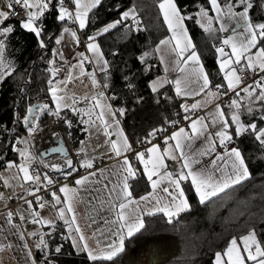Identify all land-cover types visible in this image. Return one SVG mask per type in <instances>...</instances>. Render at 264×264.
I'll return each instance as SVG.
<instances>
[{
	"label": "snow or ice",
	"instance_id": "obj_1",
	"mask_svg": "<svg viewBox=\"0 0 264 264\" xmlns=\"http://www.w3.org/2000/svg\"><path fill=\"white\" fill-rule=\"evenodd\" d=\"M59 8L57 10L56 19L58 21H65L70 19L73 21H78L79 29H84L88 23L89 13L98 7L102 0H58ZM67 3H72L75 6V12L69 11L66 6ZM211 11L215 15L209 14V9L201 7L197 15L201 16L204 22L198 20L197 23L200 24L206 31H213L214 21L224 20V9H227V16L229 19H237L238 22L243 23V32L238 36L227 37L222 40L223 46H230L231 52H226L225 47L216 48V52L219 53V68L224 74L223 79L226 84H215L214 87L217 90L216 93L207 91L212 85V81L209 79V74L204 71L203 65L200 63V54L196 51L195 45L192 43L190 37L187 34V29L184 26V21L186 19H192L191 16H185L182 10L178 7L175 0H162L159 4V8L163 14L164 22L166 23L168 29L173 33L171 38H165L159 41L156 47V51L159 52L161 46L167 45L170 41L174 40L175 44L171 48V55L175 59V63L180 72H186V67L190 62H194L195 67L187 71L183 81L181 79L175 80L176 93L177 95H194L198 96L201 93H205L207 96L214 99H218L220 96H227L229 92L234 93L233 98L230 103L226 106L227 109L231 110L230 120L225 114V108H222L220 104H216L213 112H209L206 116H199L196 119L191 120L189 125L191 129V134H189L185 128L180 127L177 131L173 132L171 136H165L164 142L175 141L174 145H169L165 148L163 154H161L159 145L152 144V147L147 148L145 151L134 152L132 144L128 141L127 136L123 134V129L120 128V121L117 116H124L126 109L120 107L113 110L110 104H102L101 100L105 98V93L100 91L98 96L91 98L90 104L93 105L99 111L96 112V119L100 121V125L96 126L95 121L92 120L93 112L90 110L85 113L89 119L84 120L85 124H90L91 126H96L97 131H103V133L111 137L112 132L109 131L113 125L116 126L118 132L117 136L119 140L106 139L105 144L111 146V150L115 153L117 157H123V163L119 165L117 172L113 175L117 176V182L112 185L109 189V196L114 197L118 202L114 204L113 207L116 209V220L113 223L120 222V228L127 229V235L132 236L135 232H139L144 228V221L141 216L143 209H140L141 202H151V199L156 200V207L153 209L154 212H162L168 217L169 222L172 218L179 213L190 209V204L185 195L184 188L181 187L182 182L188 181L190 179L195 192L199 196L200 202L203 203L205 200L211 196L217 195L219 192L224 191L226 188L231 187L241 183L242 181L250 177V172L248 165L246 164L245 157L238 147H232L229 149L227 144L233 140V135L229 132V128L235 126V134L237 137L244 133H251L254 139L264 146V127H258L255 120L249 124H245L241 120L240 110L244 108L242 101L245 99L249 100V105L246 107V111L249 115L253 114V108L251 107L252 102H259L261 105V111L264 112V21L254 22L250 13L254 8L253 0H228L226 4L222 3V0H207ZM6 8L8 11L0 10V83L10 77L15 71L13 67V62L6 56L7 42L10 39V35L15 32V28L9 25L7 22L13 16L16 15V7H19L21 12L24 14V19H20V27L31 33H33L38 38L39 46L43 49L46 47L45 41L42 37L44 28L40 26L41 17L45 15L46 10L52 6L56 8L53 0H6ZM239 6L241 11H234V8ZM131 18L134 30H140V21L137 16L135 6L128 8L127 10L120 13V18L113 23H109L103 28V32H108L110 29L115 28L118 24H123ZM125 27H129L125 25ZM131 30V29H130ZM229 29L225 26L223 22L219 25V31L227 32ZM69 29L65 28L64 32H68ZM72 37L75 39L77 45L80 44V40L77 37L76 31H71ZM62 38V37H61ZM61 38L56 40V43H61ZM88 43L86 45L87 50L92 53L96 60V63L100 65V72L106 73L109 67V61L104 58V52L101 50L100 45L96 42L95 36H88ZM255 49V51H253ZM191 50V51H189ZM55 51V50H54ZM185 53H188L185 56ZM61 57L63 53H60ZM81 59L78 62V66L81 68V74L84 73L83 65L85 61L91 63L88 56H85L83 52L77 53ZM113 56L117 55L116 52L112 53ZM150 53L145 52L139 59L143 62L145 57L149 56ZM54 63V61H50ZM77 65H73L76 67ZM252 72L258 74V78L253 79V83H247V72ZM56 75V70L52 72V76ZM72 79L71 72H69L67 81H65V86L67 82ZM107 79V76H105ZM127 79V78H125ZM92 82L94 86L99 87V81L95 78V73L92 74ZM168 82L167 80L161 81L157 79L152 82L151 90L157 92L163 83ZM49 92L51 94L52 100L55 104V109L51 108L48 104L38 105L40 110L46 111L49 114L60 116L61 111L64 108H70L74 113H78V109L75 107L77 101L73 97L72 104H68L65 101L67 97L59 96L57 94L58 88L53 86V81L49 82ZM183 84V87H182ZM131 87V85H129ZM103 88H108V84H103ZM226 91L221 92V89ZM63 91V89H59ZM244 93V96H241ZM115 98V97H113ZM87 101V97L84 98ZM199 107H206V104H201L200 102L191 105V109L195 110ZM107 109V112H105ZM185 112L189 111V108L185 106ZM33 106H29L27 109V115L23 117V122L27 125V133L32 136L37 131L40 130L38 117H32ZM185 120L191 119L189 116L184 117ZM206 120H210L212 126L215 127L218 120L221 123L222 130L210 132L209 125L205 123ZM260 120L264 122V115L260 117ZM65 123L69 128L72 127L71 121L65 120ZM172 123H175L173 121ZM88 132L89 129H84ZM165 131L163 128H154L145 138V143H152L151 138H155L158 132ZM71 135V133H69ZM199 137H204L207 141V148L203 152H197L192 149V142L194 139ZM217 141L221 147L224 148V153L221 155L217 153L216 158L212 160V169L207 168H197L195 165L201 163L199 157L210 155L212 152L216 151ZM139 142V141H138ZM18 143L28 144L27 140L18 141ZM20 157L23 158V162L17 164L15 161L9 162L8 168L15 167L17 169L18 178L23 181V183H32L38 185L34 189L28 191V195L35 197L36 201H40L41 197L36 195L41 189L39 185L43 184L44 187L51 185L53 180L48 176L47 173L44 174L43 180L41 175L31 168V162L34 156L29 151V148L17 149ZM60 148H50L51 152L61 151ZM134 152L136 160L144 165V171L147 176V180L151 182V187L153 189L152 193L139 197V200L132 196V185L129 183L130 180L137 178L136 170H134L128 156L125 153ZM175 153V154H173ZM146 154L148 158L145 159ZM165 157H169L173 161L180 162V169L175 173L166 172L169 186L163 187L161 190L167 193V199L158 198L155 192L162 183V179L159 176V169L165 168L164 163ZM225 157L231 161V171L224 172L222 176L217 179L214 172L220 171L217 166V162L225 160ZM225 160V163H228ZM54 170H60L62 167H67L69 169H74V164L72 159H67L63 165L51 164L48 165ZM82 167L92 168L91 161L86 164H82ZM101 173L104 170H100ZM22 174V175H21ZM66 175H71V172L66 173ZM96 172H90L87 176L81 177L75 181L76 185H83L91 177L96 176ZM157 176V179H153ZM21 183V187L23 186ZM5 186H10L7 181H5ZM108 188V185L104 186ZM169 187L172 191H169ZM60 193L67 194L70 191L67 185L61 186L59 189ZM51 196L56 204L62 203L61 197L57 195L55 191L51 192ZM4 198V194L0 192V199ZM24 199V197H19ZM67 198V197H66ZM29 208L32 207V201H25ZM44 203H40L39 207L43 208ZM68 212L73 213L72 223L75 222L74 209L69 203L67 205ZM61 218L64 217L65 209L61 208L58 210ZM149 214H152L149 212ZM8 223H11L13 213L9 211L7 213ZM38 213H34L33 223L52 224L51 220H42ZM20 220H25V216L20 214ZM66 224L69 225V233L73 231L72 223L67 220ZM18 227V226H14ZM75 232L78 234V238H72V244L74 247L79 248L81 251L86 252L88 258L93 261H112L120 252L124 250V237L120 236L119 244L112 242L107 244L105 247L99 249V253L96 250L91 249L81 232L79 226L75 227ZM21 238H23V233H20ZM29 235L35 236L37 233L32 232ZM255 228L251 229L247 235L240 237L241 244H238L236 237H233L229 242L226 249L221 252L215 253V264H264V247L261 246L260 242L256 239ZM45 248L48 247L47 243L44 241L43 235L40 236V243L36 245V248L41 246ZM241 245L243 251L240 250ZM11 247V245H7ZM5 247L4 244L0 243V250ZM62 246H57L54 251L55 253L61 252ZM29 256H31V250H29ZM34 264V262H33ZM47 264H52L49 260Z\"/></svg>",
	"mask_w": 264,
	"mask_h": 264
},
{
	"label": "trees",
	"instance_id": "obj_2",
	"mask_svg": "<svg viewBox=\"0 0 264 264\" xmlns=\"http://www.w3.org/2000/svg\"><path fill=\"white\" fill-rule=\"evenodd\" d=\"M158 1L102 0L89 13L85 29L88 32L105 22L118 20L121 12L135 6L141 22L139 31L125 21L96 38L104 58L109 61L107 91L115 97L113 105L116 109H126L125 115L119 116L120 122L135 142L145 140L152 129H165L175 119H183L187 115L179 111L178 101L169 84H164L157 92L149 87V81L160 73L158 62L151 54L152 48L167 33L157 8ZM175 2L185 16L192 17L186 19L184 25L212 85L224 84L215 62L214 45L217 38L212 32L203 31L196 22L195 12L201 7L208 8L211 15L207 0ZM225 2L228 0H222V3ZM253 3L254 8L250 13L253 21H264V0H253ZM56 14V9L50 6L40 18V26L44 28L41 38L46 44L43 49L33 33L20 27L19 19L11 18L7 22L15 28L6 50L15 71L0 83V164L14 159L16 155L13 143L26 131L23 117L29 104L49 98V66L46 60L55 57L59 31ZM212 27H215L214 24ZM113 52L117 55L113 56ZM145 52L150 55L142 62L139 57ZM220 91L224 92L226 88ZM245 101L241 102L242 105ZM243 109L240 110L242 122L249 124L255 120L258 127L263 126L264 122L260 120L264 115L261 105L253 108L252 115ZM225 113L229 117L227 110ZM47 117L43 115L42 119ZM229 131L245 157L250 172L248 179L226 188L203 203L189 182H182L190 209L170 222L158 214L145 217L144 228L125 238L124 250L112 261L93 262L83 251H75L65 237L63 223L54 224L50 233L45 234L48 247L45 253L36 254L37 258H42L43 264H47V260L54 264H213L215 253H222L229 239L236 237L239 240L253 228L256 239L264 247V146L251 133L237 137L235 126ZM137 177L135 181L145 189L144 179L140 180V174ZM57 246H62L60 253L54 251Z\"/></svg>",
	"mask_w": 264,
	"mask_h": 264
},
{
	"label": "crops",
	"instance_id": "obj_3",
	"mask_svg": "<svg viewBox=\"0 0 264 264\" xmlns=\"http://www.w3.org/2000/svg\"><path fill=\"white\" fill-rule=\"evenodd\" d=\"M161 2L162 0L158 1L157 8L164 22L163 14L159 8V4ZM226 3L227 2H225L224 4ZM55 5H56L55 9L57 12L59 8V4H55ZM241 10H242L241 8L239 9L234 8V11H241ZM74 12H75V6L73 4V13ZM224 12H225L224 20L214 21L213 23L214 26L218 28V32H219L218 36L216 37L217 39L214 45L215 46L214 51H215L216 66H217L219 73L222 76V79H223L224 74L220 71V68H219L220 56H219V53L216 52V48H217L216 46L217 44H222V40L224 38H227V37L235 38L241 32H243V23L238 22V20L235 18L229 19L226 14L227 13L226 8L224 9ZM210 13L211 15L214 14L211 11V8H210ZM24 18H25L24 15L14 17V19H19V21L20 19H24ZM115 21L116 20L105 22L101 25L94 27L88 32L85 31L86 27L84 29H79L78 21H73L70 19H66L63 22L59 21V31L56 36V40L62 37L61 40L73 41L74 38L71 35V31H76L77 34L79 31V32H82L84 39L86 41V45H87V43L89 42L87 39L88 36L90 35L95 36V39H96L99 35L104 33L103 28L105 26ZM129 21L131 24L132 22L131 18L129 19ZM221 22H223L225 26L229 29L227 32L219 31V25ZM164 25L166 27L167 33L164 37L160 38L153 45L152 53H151L152 56L158 62L160 73L149 81V87L152 88L150 82L153 80L154 81H156L157 79H160L161 81L167 80L168 82L163 83V85L169 84V86L171 87L178 101L179 111H181L182 113H187L186 116H189L191 119L185 120L183 118L182 120H184L185 124L177 126L176 128L172 129L171 131H169L168 133L160 137L157 141L149 143L144 149L145 151L147 148L152 147V144H156V145H159L161 154H163L164 149L168 148L169 145L175 144V141H171V140L168 142V144H165L164 142L165 136H171V134L177 131L178 128L180 127L185 128L186 131L189 134H191V129L189 127L191 120L196 119L199 116H206L207 113L213 112L216 104H220L222 108H226L225 110L229 112V119L231 115V110L227 109L226 107L230 103L231 99L230 100L222 99L223 96H220L218 99H214L212 97L207 96L205 93H201L198 96L177 95L176 90H175L176 89L175 80L181 79L183 81L185 75L187 74V71L195 67V64L194 62H190L188 66H185L186 72H180L178 70V67L175 63V59L171 55V48L175 44L174 40L170 41V43L167 45L161 46V49L159 52L156 51V47L159 44L160 40H163L165 38H171L173 35V33L168 29L165 22H164ZM65 28H68L69 31L64 32ZM201 29L203 31H206L203 28ZM56 44H55V57L47 58V60H49V63H48L49 67L53 66L58 59L56 55ZM223 47H225L226 52H229V53L231 52L230 46H223ZM253 51H255V49H253ZM77 53L79 52L75 53V56L71 60L70 64H68L66 71H61L57 73L55 76H52V70L49 68L50 72H49V76L47 80L48 82L52 80L53 84H57L58 82H61V81L65 82L67 81L69 72H71L72 79L70 82H67V84H69L67 85V89L62 94H59V96L67 97V100L65 102L68 104H72V98L74 97L77 101L75 107L78 109L79 114L74 113L73 111H71L70 108H64L60 113V116L64 122L65 120L71 121V124H72L71 128H73L72 135L74 136V142H76L75 143L76 145L72 146V148L68 147L67 145L66 146L72 155L76 153L82 154V157L80 161L78 162L79 165L86 164L87 162L90 161L91 157H95V156L104 158L106 160V164H104L103 166L97 169L88 168L84 172H80L79 174H77L72 179V181L60 185V187L67 185L69 189L74 190V191L68 192L67 194L60 193L59 191V196L61 197V201H62V203L60 204H56L55 201L53 200L50 203H44L45 206L43 208H40L39 204H36V203H32V207L29 208L25 200V201H21L17 203L14 206V210H10L6 208L7 198L5 195V190H7L8 192H12L24 186H27L29 188H35L38 185L32 184V183H23V181H21L17 176V169L15 167L13 168L7 167V165L11 161H15L17 164H20L23 162L20 159H18L17 154L15 155L14 159L1 163L0 164V180L3 183L4 189L0 188V192L4 194V198L0 199V243L4 244L5 247H3L2 250H0V264H33L34 259H33L32 253H31V256H29L28 254L30 250L29 244L33 246V244L35 243V239L38 236L40 235L45 236V234L50 233V231L53 228V225L55 224L54 222L58 218L55 215L56 209L57 210L61 208L65 209L64 217L61 218L63 221L62 223L64 224L65 231H66L65 237L68 238L72 248L75 251H81L79 248L74 247L71 242L72 238H78V234L75 232V227L77 225L79 226L81 232L83 233L89 247L91 249L96 250L97 253H99V249L105 247L109 243L116 242V244H119L121 235H123L124 240L125 238L129 237L127 235V229L120 228V222L113 223V221L116 220V209L113 207V205L117 204L118 202L114 199V197L109 196V189L112 187L114 183L117 182V176L113 175V173L117 172L119 165L123 163V157H117L115 153L111 150V146L109 144H105L104 141L106 139L119 140L120 138L116 134L118 132V129L116 128L115 125L109 128V131L112 132L111 137L106 136L103 133V131L98 132L96 129V126L100 125V121L96 119V112H98L99 110L90 104L91 98L94 96H98V93L100 91H103L105 93V98L101 100V103L110 104L113 110L116 109L113 105L114 96L107 91L108 90L107 88H103V84L105 83L109 84L108 72L106 73L100 72L99 70L100 65L96 63V60L93 57L92 53H90L86 47V50L83 53L85 54V56L89 57V59L91 60V63H89L88 61H85L83 65V68L85 70H84V73L81 74V68L78 66V62H79L78 59L80 57L77 55ZM187 55L188 53H185V56ZM50 61H54V63H50ZM200 63H201V60H200ZM73 65H77V66L73 67ZM93 73H95V78L97 81H99V84L101 85L100 91L96 89V86L95 88H92L93 87V82H92ZM105 76H107V79H105ZM223 83L226 84L224 79H223ZM182 87H183V84H182ZM207 91H210L213 93L217 92L214 86H211L208 90H206V92ZM85 97L88 98L87 101L84 99ZM42 101H44L45 104H48L51 108L55 109L54 105L51 103L50 96L48 99L42 100ZM197 102H200L202 105L206 104V107H199V108H196L195 110L191 109V105ZM185 106L189 108V111L185 112L184 110ZM90 110L93 112L92 120L95 121L96 126H91L90 124H85L83 122L84 120L89 119V117L85 113H87ZM63 112H66V113H63ZM105 112H107V109H105ZM117 119H119L120 121L119 116H117ZM205 123L209 125L208 130L210 132L222 130L221 128L222 122H220L219 120L217 124L215 125V127L212 126V123L210 120H206ZM168 127L165 128V131L168 129ZM120 128L123 129V134L127 136L128 141L130 143H133L136 141V140L134 141L132 138L128 136L121 122H120ZM84 129H89V131L86 132L84 131ZM165 131H161L159 134H162ZM218 145L219 143L217 141V146ZM217 146H216V151L212 152L210 155L200 156L199 159L201 163L199 165H195V167L212 169L213 166L211 162L212 160L216 158L217 153L221 155L224 153V151H218ZM206 148H207V141L205 140L204 137H199L198 139L193 140L192 142L193 150L197 152H203L206 150ZM125 155H127V153H125ZM147 158H148V155L146 154L145 159ZM225 160H228V158L225 157ZM225 160H221L217 162L216 167L220 169V171L214 172L215 177L217 179H219L224 172L231 171V161L228 160V163L226 164ZM164 163L167 167L166 169L165 168L159 169V176L162 179V183L160 185V188L156 190L155 195L158 198L167 199V193H164L161 190L163 187L169 186L166 172H171L175 175V173L180 169V162L178 160L173 161L169 157H165ZM131 164L134 170H136L137 176L138 174H140L142 176L140 180L142 181L144 179L145 185H146V188L142 189L140 182H136L135 181L136 179L129 181V183L132 185V188H131L132 196L135 199L139 200V197L152 193L153 189L151 187V182L147 180V176L144 171V165L140 163L138 160H136L135 156H134V162H132ZM31 168L35 169V171L37 172L34 162H31ZM100 170H104V171L101 173ZM90 172H96L97 175L94 177H91L83 185H76L75 181L77 179L87 176ZM157 178H158L157 176L153 177V179H157ZM41 179L43 180V178ZM5 181H7L10 186H5ZM188 182L190 186L192 187V189L194 190V187L192 186L190 179L188 180ZM21 183H23L22 187L20 186ZM105 185H108V188H105L104 187ZM41 186H43V184H41ZM169 191H172L171 187H169ZM195 194L199 199V196L197 195L196 192ZM69 203H71L74 209V214H75L74 223H72L73 213L68 212L66 210L67 205ZM155 207H156L155 199H151L150 203L149 202L140 203V209H143V211L140 213L143 220L145 217L149 215L158 214V215H162L166 221H169L168 217L165 216L164 213L154 212L153 209ZM9 211L13 213L11 223H8L7 213ZM149 212H151L152 214H149ZM34 213L39 214L38 218L42 220H51L53 223L52 224H44L43 222L33 223L32 221L34 218ZM181 213L174 216L172 220L177 218ZM20 214H23L25 216V220L23 221L20 220L19 218ZM15 216H16V219H15ZM66 220L69 223H72L73 231L71 232V234L69 233V230H68L69 225L65 223ZM14 226H18V227H14ZM32 232L37 233V235L35 236L29 235V233H32ZM20 233H23V238H21ZM231 239L228 240L226 246L222 250V253L226 249V247L229 245V242L231 241ZM9 244L11 245V247L7 246ZM238 244H239V241H238ZM240 250L242 251V248H240ZM84 253L87 255L86 252Z\"/></svg>",
	"mask_w": 264,
	"mask_h": 264
},
{
	"label": "built area",
	"instance_id": "obj_4",
	"mask_svg": "<svg viewBox=\"0 0 264 264\" xmlns=\"http://www.w3.org/2000/svg\"><path fill=\"white\" fill-rule=\"evenodd\" d=\"M55 1L57 4H59L58 0H55ZM66 6L68 7L69 11L71 12L73 11L72 3H67ZM15 10H16V15H13L11 18L24 15L21 12L19 7H16ZM128 23L130 24L129 20H128ZM131 25L135 27L132 22H131ZM139 26H141V22ZM77 37L80 40L79 45L76 44L75 39H73V41L61 40V43L56 44V55L58 59L53 66L49 67L52 70V72L56 70V74H57L61 71H66L68 64H70L71 60L74 58L75 53L84 52L86 50V41L84 39L82 32L78 31ZM216 47L217 48L222 47V44H217ZM61 52L63 53L62 57L60 55ZM46 62L48 64L49 60H46ZM246 76H247L248 84L253 83L254 78H258V74H254L250 71L246 73ZM241 95H244V93H241ZM233 96H234V93L229 92L227 96H223L222 99L230 100L233 98ZM42 104H45V102L42 100L39 101V105H42ZM43 115H46L48 117L43 120L42 119ZM31 116L38 117L37 122L39 123L40 130L37 131L32 136H29L26 130L22 136L17 137L15 139L13 143V147L16 150L18 159H20L21 161H23V158L20 157L17 149L29 148V151L34 156V159L32 160V162H34L36 170L41 175V178H43L44 174L47 173L48 176L53 180V183L51 185H48L47 187H44V185L43 186L39 185L41 190L38 193H36V195L41 197V200L39 202L35 200L34 196L28 195V191L34 188H29L27 186H24L12 192H8L7 190H5V195L7 198L6 208L10 210H14V206L17 203L21 201H25V200H31L33 203H36V204L52 202L53 198L51 196V192L55 191L57 195H59L60 185L70 182L77 174H79L80 172H84L85 170L88 169L87 167H82L81 165L78 164V162L80 161L82 157L81 153H76L72 155L69 152L65 144V141L63 139V136H62V126H61L58 116L49 114L46 111H42L38 107L35 109L34 113ZM174 121L175 123H172L165 132H163L162 134H159L155 138H152V142L157 141L160 137H162L163 135H165L172 129L176 128L177 126L185 124L184 120L182 119H175ZM23 140H27L28 144L18 143V141H23ZM138 141L131 143L132 148L134 149V152L144 151L145 147L148 145V143H145L142 140H138ZM53 147L60 148L62 150L58 152L49 151V149ZM227 147L229 149H231L232 147H237L236 139L233 138V140L227 144ZM217 150L224 151V148L218 145ZM134 152L127 153L129 157V161L131 163L134 162V156H135ZM69 158L72 159L73 161L74 169L62 167L60 170H54L53 168L48 166L53 163L63 165L64 162ZM90 161L93 165L92 166L93 169H97L103 166L104 164H106V160L102 157H96V156L91 157ZM68 172H71V175H66V173ZM0 188L4 189L3 183L1 180H0ZM21 196L24 197V199H20L19 197ZM15 219H16V216H15ZM40 236H38L35 239V243L33 244V246L29 244L30 250H31V253L34 259V264L44 263L42 258L39 259L36 256V254L38 253L46 252V248L43 245L40 248H36V245L40 243ZM43 238L45 241V236H43ZM52 264L54 263L52 262Z\"/></svg>",
	"mask_w": 264,
	"mask_h": 264
},
{
	"label": "rangeland",
	"instance_id": "obj_5",
	"mask_svg": "<svg viewBox=\"0 0 264 264\" xmlns=\"http://www.w3.org/2000/svg\"><path fill=\"white\" fill-rule=\"evenodd\" d=\"M6 0H0V10H3V11H8V9L6 8ZM198 11L199 10H197L196 12H195V15H196V22L198 21V20H201V22H204L203 21V19H202V17L201 16H199V15H197V13H198ZM73 12V11H72ZM214 13V12H213ZM215 15V13L213 14V16ZM198 24V23H197ZM19 25H20V23H19ZM199 26H200V24H198ZM201 27V26H200ZM201 28H203V27H201ZM204 29V28H203ZM209 32H212L213 33V36L215 37H217L218 36V28H216V27H213V31H207V33H209ZM81 59V57L78 59V61ZM85 70V69H84ZM154 81V80H153ZM153 81H151L150 82V84H151V86H152V82ZM67 85H69V84H67L66 83V86H65V83H64V81H61V82H58L57 84H53V86H56L57 88H58V92H57V94L59 95V94H62L66 89H67ZM92 88H95V86L93 85V87ZM59 89H63V91H60ZM96 89L98 90V91H100L101 90V85L99 86V87H97L96 86ZM50 93V92H49ZM50 96V99H51V103L54 105V107H55V104H54V102H53V100H52V97H51V94L49 95ZM249 100L248 99H246V101H245V103L243 104L244 105V111L245 112H247L246 111V107L249 105ZM259 105H260V103L259 102H252L251 103V107L252 108H255V107H259ZM58 118H59V120H60V123H61V126H62V136H63V139H64V141H65V143H66V145L68 146V147H71L72 148V146H75L76 144V142H74V136L72 135V133H73V128H69L68 127V125L62 120V118H61V116H58ZM262 127H264V124H263V126ZM69 133H71V135H69ZM55 215L58 217L57 219H56V221L54 222L55 223V225L56 224H61L63 221H62V219H61V217H60V215H59V211L56 209L55 210ZM248 234V233H247ZM247 234H245V235H247ZM239 241V244H241V241H240V239L238 240ZM241 248H242V251H243V247H242V245H241ZM213 264H215V259H214V263ZM249 264H250V262H249Z\"/></svg>",
	"mask_w": 264,
	"mask_h": 264
},
{
	"label": "water",
	"instance_id": "obj_6",
	"mask_svg": "<svg viewBox=\"0 0 264 264\" xmlns=\"http://www.w3.org/2000/svg\"><path fill=\"white\" fill-rule=\"evenodd\" d=\"M30 105L33 106V112H32V114H33L34 111H35V109L37 108L36 106L39 105V101L32 102L31 104H29V106H30ZM29 106H28V107H29ZM28 107H27V109H28ZM27 114H28V113H27V110H26L25 115H27ZM32 114H31V115H32ZM23 126H24V127H27V125H25L24 122H23Z\"/></svg>",
	"mask_w": 264,
	"mask_h": 264
},
{
	"label": "bare ground",
	"instance_id": "obj_7",
	"mask_svg": "<svg viewBox=\"0 0 264 264\" xmlns=\"http://www.w3.org/2000/svg\"><path fill=\"white\" fill-rule=\"evenodd\" d=\"M142 141H144V140H142ZM151 141H152V139H151ZM149 144V143H148ZM72 181V180H71Z\"/></svg>",
	"mask_w": 264,
	"mask_h": 264
}]
</instances>
